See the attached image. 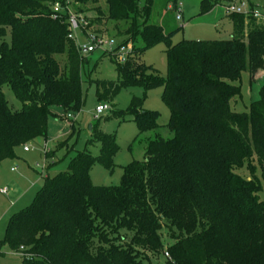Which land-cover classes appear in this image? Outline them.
I'll return each instance as SVG.
<instances>
[{
    "label": "trees",
    "instance_id": "obj_1",
    "mask_svg": "<svg viewBox=\"0 0 264 264\" xmlns=\"http://www.w3.org/2000/svg\"><path fill=\"white\" fill-rule=\"evenodd\" d=\"M56 1L64 8L58 17ZM67 1L0 0V163L46 137L50 115L83 105L85 55L70 36ZM74 1L71 10L94 13L84 32L112 21L121 43L134 48L125 63L116 62L118 81H97L98 100L133 85L162 87L174 134L151 140L144 160L124 167L120 184L104 186L93 184L91 167L113 171L119 146L113 134L94 128L100 154L77 150L66 171L47 177L34 201L12 215L0 245L21 253L22 264H142L162 252L167 264H264V84L248 112L231 107L242 95L234 82L244 71L252 80L264 75V26L249 13L227 14L230 38L173 44L172 33L149 22L153 0H106L107 12L100 0ZM235 1L202 0L201 10ZM256 1L248 0L251 10ZM159 43L167 45L165 78L140 60ZM5 84L20 109L10 106ZM143 101L134 96L113 116L133 114L140 133L157 128L158 112L143 109ZM245 165L248 177L238 172Z\"/></svg>",
    "mask_w": 264,
    "mask_h": 264
},
{
    "label": "rangeland",
    "instance_id": "obj_2",
    "mask_svg": "<svg viewBox=\"0 0 264 264\" xmlns=\"http://www.w3.org/2000/svg\"><path fill=\"white\" fill-rule=\"evenodd\" d=\"M147 0H140V4H146ZM202 0H153L150 23L162 25L167 33H172V43L175 44L184 38L188 39H226L233 34V26L229 21L226 6L216 5L207 12L201 10ZM264 5V0H258ZM182 3V18L177 19L175 8L170 5ZM248 0H236L238 5ZM75 6V1L70 0V6ZM99 5L107 12L106 0H100ZM260 8V7H259ZM264 10V9H261ZM74 11V10H73ZM76 12V11H74ZM85 17H93V12L83 14ZM185 25L182 28V25ZM92 31L101 32L115 38L116 42H122L117 37L112 21H104L102 25L95 24ZM76 42L84 43L86 35L81 30L75 32ZM10 41V35L7 37ZM167 45L159 43L146 49L140 60L146 65L153 66L161 77H166ZM102 48L93 52L84 53L82 80L84 102L80 109L71 110L62 117L49 116L46 137H38L32 149L26 151L24 145L16 149L17 156L8 158L0 163V240L5 236L6 227L13 214L31 204L37 192L45 185L46 178H52L60 172L68 169L77 150H89L92 155L98 156L102 144L94 139V128L103 133L113 134L119 146L115 153L113 171L99 163L92 165L90 170L91 181L95 185H118L121 182L124 167L133 160H144L148 145L156 138H172L173 132L167 123L170 110L162 99V87L146 89L140 85H133L123 89L113 100L99 101L97 97L98 80H119L116 70V60L113 55ZM241 86L242 95L231 100V107L238 112H248L252 101L259 98V92L264 84V78L258 76L252 80L250 72L244 71L241 80L234 82ZM7 101L13 109H20L22 102L15 96L10 85L2 87ZM134 96L144 97L143 109L156 111L159 114V126L140 133L133 114H127L124 118L113 116L115 110H126L130 106ZM100 103H108L110 109L97 115L96 107ZM74 124L75 129L72 128ZM63 144V145H61ZM47 147L52 155L49 157L44 151ZM49 151V152H50ZM254 174L262 177L261 168L254 162ZM14 169V170H13ZM238 172L244 177L251 175L247 165ZM6 188L7 193L2 189ZM264 200V189L259 192ZM165 245L172 242L163 229ZM0 264H22V254L10 249L7 243L0 245ZM142 264H167V256L164 252L143 259Z\"/></svg>",
    "mask_w": 264,
    "mask_h": 264
},
{
    "label": "built area",
    "instance_id": "obj_3",
    "mask_svg": "<svg viewBox=\"0 0 264 264\" xmlns=\"http://www.w3.org/2000/svg\"><path fill=\"white\" fill-rule=\"evenodd\" d=\"M67 3H70V0L67 1ZM69 8V23H70V28H71V33L70 36L73 37L76 40L75 36V31L76 30H81L84 35H86V41L84 43H77L78 48L81 52L87 53V52H93L97 48H102L104 49L105 52L110 50V54L114 56L115 60L119 64L125 63L129 56L133 54L134 48L131 43H121V42H116L115 38L109 37L108 35L100 32H95V31H85V28L89 25L88 19L83 15L74 12L71 10L70 5L68 6ZM170 9L175 8L177 11V19L182 18V3H177L176 6L170 5ZM53 16L58 17L59 13L64 11L63 5L61 2L56 1L53 6ZM226 13L227 14H233V13H238V14H250L258 23L262 24L264 26V10H261L259 7H255L253 10H251V7L248 3L243 2L242 5H238L235 2L229 3L226 5ZM248 22V21H247ZM184 24L181 26L184 28ZM110 109V106L108 103H100L96 107V112L97 115L102 114L105 110ZM67 117L69 118L71 115L69 113H66ZM33 142L27 143L24 145V149L26 151H29L32 149ZM44 151L47 153L50 150L45 146ZM14 170V169H13ZM3 193H7V189L4 188L2 189ZM168 256V254H166Z\"/></svg>",
    "mask_w": 264,
    "mask_h": 264
},
{
    "label": "crops",
    "instance_id": "obj_4",
    "mask_svg": "<svg viewBox=\"0 0 264 264\" xmlns=\"http://www.w3.org/2000/svg\"><path fill=\"white\" fill-rule=\"evenodd\" d=\"M256 5L258 6V7H260L261 9H264V5L260 2V1H256ZM228 16V15H227ZM230 21V20H229ZM231 22V21H230ZM262 78H264V75L263 74H261L260 75ZM55 111H57L58 113H61V110L60 109H55ZM34 143V142H33Z\"/></svg>",
    "mask_w": 264,
    "mask_h": 264
}]
</instances>
